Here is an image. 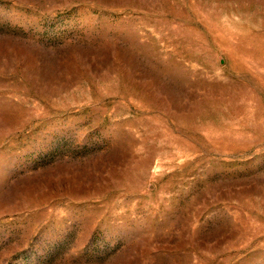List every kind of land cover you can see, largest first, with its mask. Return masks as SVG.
I'll return each instance as SVG.
<instances>
[{"label": "rangeland", "instance_id": "374dc122", "mask_svg": "<svg viewBox=\"0 0 264 264\" xmlns=\"http://www.w3.org/2000/svg\"><path fill=\"white\" fill-rule=\"evenodd\" d=\"M0 264H264V0H0Z\"/></svg>", "mask_w": 264, "mask_h": 264}]
</instances>
